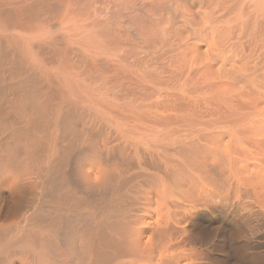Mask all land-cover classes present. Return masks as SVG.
<instances>
[{"label": "bare ground", "instance_id": "bare-ground-1", "mask_svg": "<svg viewBox=\"0 0 264 264\" xmlns=\"http://www.w3.org/2000/svg\"><path fill=\"white\" fill-rule=\"evenodd\" d=\"M0 264H264V0H0Z\"/></svg>", "mask_w": 264, "mask_h": 264}]
</instances>
